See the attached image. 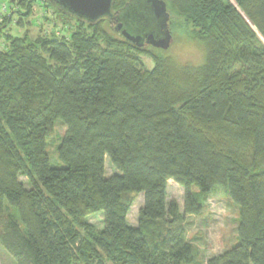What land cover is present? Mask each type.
I'll return each mask as SVG.
<instances>
[{"label": "trees", "instance_id": "16d2710c", "mask_svg": "<svg viewBox=\"0 0 264 264\" xmlns=\"http://www.w3.org/2000/svg\"><path fill=\"white\" fill-rule=\"evenodd\" d=\"M34 1L10 0L18 9L0 21V247L16 264H196L181 223L224 187L239 241L207 264H264V0H165L170 30L181 19L206 56L180 67L148 53L152 69L106 18L49 0L66 29L12 33ZM58 121L64 166L48 151ZM107 156L121 173L106 176ZM170 180L185 188L184 213L167 201ZM98 211L102 230L87 219Z\"/></svg>", "mask_w": 264, "mask_h": 264}, {"label": "rangeland", "instance_id": "374dc122", "mask_svg": "<svg viewBox=\"0 0 264 264\" xmlns=\"http://www.w3.org/2000/svg\"><path fill=\"white\" fill-rule=\"evenodd\" d=\"M16 1V0H13ZM34 1V0H33ZM14 3V2H13ZM167 3V2H166ZM234 3V2H233ZM235 4V3H234ZM46 0H35L31 7V14L25 17V27L19 28L16 25H11V32L20 34L27 32L32 36H37L40 32V27L46 32L62 31L67 27H62L59 20L62 18L60 13L55 11L54 7H47ZM3 7H6V12L3 13ZM15 9H18L15 4H11L10 0H0V21L3 15L12 14ZM241 11V10H240ZM242 12V11H241ZM46 16L56 18L54 21H46ZM15 21L18 20V15L14 16ZM56 26H54L53 24ZM106 28L109 29L108 24ZM257 32V29L254 28ZM173 42L169 49L160 50L153 46H146L142 48L144 53L138 54L142 61L146 64L148 69L155 66L154 60L149 55L150 53L163 52L166 56H171L176 64L180 67L187 65L198 66L206 56L205 45L201 42L194 41L190 35V29L181 19L177 18L172 25ZM258 36L264 42V38L259 32ZM149 53V54H148ZM66 127L60 121L54 127L52 135L48 139V151L51 162L55 166H64V163L59 159L57 148L60 145L62 137L64 136ZM121 173L118 168L112 163L109 156L106 158V176L110 177ZM20 179L27 182V177L20 176ZM27 186L30 185L27 183ZM198 189L195 188V191ZM144 193L133 196L134 203L128 214V221L131 225L137 226L139 224V217L141 208L144 206ZM176 200L181 212H185V188L178 184L175 180H170L168 184V203ZM88 221L98 229H104V212L98 211L91 214ZM240 219V208L234 200L230 197L228 191L224 187H217L210 193L206 200L203 201V208L199 214H185L182 221V227L185 229L188 240L194 245L196 250V264H207L208 260L225 250L234 247L238 243V227ZM0 264H16L7 252L0 247Z\"/></svg>", "mask_w": 264, "mask_h": 264}, {"label": "water", "instance_id": "95a60500", "mask_svg": "<svg viewBox=\"0 0 264 264\" xmlns=\"http://www.w3.org/2000/svg\"><path fill=\"white\" fill-rule=\"evenodd\" d=\"M49 1L90 24L106 18L114 31L137 47L167 50L173 42L165 0H130L119 10H114V0Z\"/></svg>", "mask_w": 264, "mask_h": 264}, {"label": "built area", "instance_id": "2783aa9c", "mask_svg": "<svg viewBox=\"0 0 264 264\" xmlns=\"http://www.w3.org/2000/svg\"><path fill=\"white\" fill-rule=\"evenodd\" d=\"M3 10H5V11H6V7H3Z\"/></svg>", "mask_w": 264, "mask_h": 264}]
</instances>
